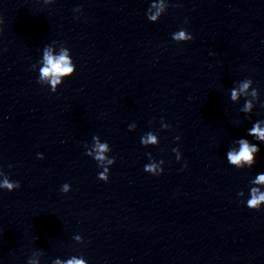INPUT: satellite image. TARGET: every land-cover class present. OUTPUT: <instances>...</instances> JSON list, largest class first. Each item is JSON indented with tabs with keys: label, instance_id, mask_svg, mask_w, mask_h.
<instances>
[{
	"label": "water",
	"instance_id": "obj_1",
	"mask_svg": "<svg viewBox=\"0 0 264 264\" xmlns=\"http://www.w3.org/2000/svg\"><path fill=\"white\" fill-rule=\"evenodd\" d=\"M17 1L145 136H157L158 149L264 246V203L259 211L246 204L251 188L264 192V185L251 183L264 172V142L247 135L264 120V0H164L155 23L146 12L159 0ZM180 30L193 39L174 40ZM245 79L253 81L247 94L231 100V89ZM245 100L251 113L241 111ZM240 138L260 148L250 169L226 159Z\"/></svg>",
	"mask_w": 264,
	"mask_h": 264
},
{
	"label": "clouds",
	"instance_id": "obj_2",
	"mask_svg": "<svg viewBox=\"0 0 264 264\" xmlns=\"http://www.w3.org/2000/svg\"><path fill=\"white\" fill-rule=\"evenodd\" d=\"M155 9V12H152ZM165 10L164 0H159V2H152L149 9L146 12L147 19L150 22H158L162 13ZM187 22V21H186ZM173 39L180 41L186 40L191 41L193 36L187 30H180L173 34ZM76 72V65L73 63L70 56L69 49L61 48L58 55H53L50 48H45L42 57V67L39 69V77L37 83L41 81H46L50 85V90L52 93L57 92V86L62 85V78H69L73 76ZM253 84L251 79L243 80L239 88L233 87L230 91V98L236 101L242 94H247V90ZM258 90L253 88L251 95L253 98H258ZM264 107V104L261 105ZM253 109V104L249 100H245L244 106L241 109L244 113H251ZM264 120L256 121L253 126L248 130L247 135L253 137L256 141L264 142V127L261 124ZM170 128V125H166ZM94 141L93 148L85 154L89 157H93L95 161L103 162L107 160V163L113 165L115 163V157L109 159L105 156V153L110 150L109 144L107 142L101 143L98 136L92 137ZM179 140L180 137L175 138ZM141 143L143 146L147 145H157V136L152 132H148L146 136L141 137ZM238 144L237 148H231L227 151L226 159L231 166L237 169L252 168L256 163V156L260 152V148L257 144L250 142L246 138H240L236 141ZM177 151V149H173ZM93 153L95 155H93ZM150 155V153H148ZM39 159H43V155L38 154ZM179 159V157H178ZM163 164L164 161H161ZM11 167V165H10ZM144 170L152 175H160L163 172V168H158L155 164L145 165ZM98 179L104 182L109 180V169L105 168L104 172L98 174ZM253 184L264 185V172L258 173L255 178L251 181ZM21 187L18 181H11L7 176L4 177L3 181H0V189L7 190L9 192L15 191ZM70 190L69 184L62 185L61 191L67 194ZM238 195H243L239 192ZM264 203V192H261L259 188L250 189V198L246 201L247 207L251 210L259 211L261 205ZM55 264H86L83 259H77L73 257L72 259L62 262L57 260Z\"/></svg>",
	"mask_w": 264,
	"mask_h": 264
}]
</instances>
